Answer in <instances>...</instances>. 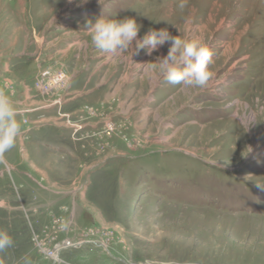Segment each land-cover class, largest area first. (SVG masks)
<instances>
[{"label":"rangeland","instance_id":"obj_1","mask_svg":"<svg viewBox=\"0 0 264 264\" xmlns=\"http://www.w3.org/2000/svg\"><path fill=\"white\" fill-rule=\"evenodd\" d=\"M102 17L136 19L138 39L167 29L205 42L214 82L185 90L153 73L147 64L170 44L152 56L135 55V42L117 56L98 51L86 26ZM35 47L69 57L29 82L47 106L63 101V126L31 131L29 159L18 142L5 157L17 171L0 162V230L15 241L3 264H264V0H0V50ZM94 63L110 82L87 84L71 102V68ZM44 72L66 81L48 85ZM6 77L16 95L5 93L20 101L19 82ZM62 137L78 145L71 160L52 148ZM57 250L58 262L48 254Z\"/></svg>","mask_w":264,"mask_h":264},{"label":"clouds","instance_id":"obj_2","mask_svg":"<svg viewBox=\"0 0 264 264\" xmlns=\"http://www.w3.org/2000/svg\"><path fill=\"white\" fill-rule=\"evenodd\" d=\"M141 27L142 25L134 18L115 21L104 17L89 22L86 26L94 47L111 56L131 51L134 42L135 55L147 50L149 56L166 44H170L166 57H158L156 63L147 64L151 71L155 73L159 69V73L167 83L182 86L185 90L209 89L216 74L212 70L214 53L205 42L195 38L187 40L182 39L181 36L174 37L167 29L149 30L142 39H138ZM19 115L13 101L3 90H0V162H4L7 153L14 150L22 138ZM256 186L264 191V183H256ZM14 247L13 237L6 230H0V254ZM0 264H3L2 260ZM24 264L30 262L25 260Z\"/></svg>","mask_w":264,"mask_h":264},{"label":"crops","instance_id":"obj_3","mask_svg":"<svg viewBox=\"0 0 264 264\" xmlns=\"http://www.w3.org/2000/svg\"><path fill=\"white\" fill-rule=\"evenodd\" d=\"M1 49V48H0ZM51 49V48H49ZM67 57V52L63 51V50H47L46 47H35L34 50H0V66L4 63V73L5 75L9 76L12 79H15L16 81L19 82V85L22 89V99L20 101L14 102V105L17 108V111L19 110L20 112L25 111L27 109H31V110H36L35 112L32 113H24L21 115L22 117H24V119L27 118L28 121V126H30V128L28 129L27 125H24L23 120L21 121L22 124L24 126H26L25 130L22 131L23 135L22 138L18 141L20 143V147L21 150L25 153V157L29 159V154L28 151L25 148V141L28 139L27 135L35 130H40L41 126H50L51 128H56L57 126H63V124L57 125L58 123L56 122L57 120L61 119L62 120V116L61 115V111L63 108H65V106H63V101H62V105L61 107L59 106V108H55V110H53V106H47L48 100H43V97L37 94L36 92L32 91V89L30 88L31 85H29V82L31 80H34V78L38 75L40 68L41 69H45V68H49V69H55L60 66L65 67V62L68 61L69 57ZM37 58V59H36ZM14 59L15 64L14 69L13 66H11L9 64L10 60ZM20 59H23V61H20ZM24 59H26L27 61L24 62ZM73 59V56L71 57V60ZM29 60V61H28ZM35 63V68L36 70H34V76H32V74H30L31 71V66H30V62ZM40 61V62H38ZM76 65V64H75ZM107 67L108 65L105 64ZM74 67V66H73ZM78 67V66H77ZM77 67L75 68H71L73 69V71H70V76L72 77V82L69 86V90L74 89L73 93H69L71 94L72 97V101L74 102V100L77 97L82 96L79 92L77 93V90L81 89L82 87H86L87 84H93L94 86L97 87H104L107 82L109 83L111 79H109V71L107 70V72L104 73V75L99 79V77L97 78V76H99L98 74H94L93 71L95 66L94 64H87V65H83L82 67L79 68V70L77 69ZM92 74H90V70L92 69ZM67 70V68H66ZM81 72H87L86 74V79H85V83L84 85L81 84L80 82H77L78 77L80 76ZM4 76L3 73L0 72V90H3L4 92H8L10 94V97H15L16 92H15V88L13 90V92L11 90H8L5 86V82H7V77ZM101 79L103 80L101 82V85L96 84L97 82L101 81ZM103 83V84H102ZM96 84V85H95ZM14 87V86H13ZM8 90H6V89ZM71 91V92H72ZM101 91V90H99ZM76 94H78L76 96ZM99 95H102V92L99 93ZM9 97V98H10ZM11 99V98H10ZM65 103H67L65 101ZM45 106V107H44ZM63 106V107H62ZM66 106H68V103L66 104ZM67 108V107H66ZM53 111V112H51ZM82 112L76 111V117H78V115H81ZM29 117V119H28ZM64 117V116H63ZM21 118V117H20ZM33 125V126H31ZM42 138H45V135L41 136ZM71 138V139H70ZM61 145L59 146L58 144H52V148L54 151L56 152H60L63 154L62 158L64 157V152H71L72 153H66L65 157L69 158L70 160L72 159L71 157H75L76 153L78 152V145H76V143L73 142L72 137H62L61 139ZM79 153V152H78ZM54 158H57V156L55 155ZM6 161V160H4ZM7 162V161H6ZM8 166L14 170L17 171V165L14 163H9L7 162ZM29 164L32 166V168L34 169V171H36V173L44 175L43 178L46 177V172L41 168V166L38 165V163H36L35 161L30 160ZM52 165V164H51ZM57 169L59 170V172L61 173V175L63 176V168H61V165L57 166ZM27 173V172H26ZM22 175V173H20ZM27 175V174H26ZM28 176L32 177L31 174ZM34 178V177H32ZM35 179V178H34ZM59 183V182H56Z\"/></svg>","mask_w":264,"mask_h":264},{"label":"built area","instance_id":"obj_4","mask_svg":"<svg viewBox=\"0 0 264 264\" xmlns=\"http://www.w3.org/2000/svg\"><path fill=\"white\" fill-rule=\"evenodd\" d=\"M43 77H44V79L46 78V80L48 79V82H49L48 85H53L54 87L55 86H58L60 84H64L65 81H66L65 75H63L62 73H57V72L56 73H52V72H47L46 73V72H44L43 73ZM37 86L40 87V90H41L42 84L41 83H38ZM49 87L47 89H49ZM24 112L27 113V111H24ZM68 121H69L68 122V125L69 126H72V128L74 130V133L81 131V129L83 128L82 126L73 125L70 122V118H69ZM39 249H43L42 248V244L40 245ZM44 254H46V253L44 252ZM48 254L50 256H52L54 254V252L50 251V252H48Z\"/></svg>","mask_w":264,"mask_h":264},{"label":"bare ground","instance_id":"obj_5","mask_svg":"<svg viewBox=\"0 0 264 264\" xmlns=\"http://www.w3.org/2000/svg\"><path fill=\"white\" fill-rule=\"evenodd\" d=\"M67 243H66V247L65 248H67ZM58 249H60L59 247H58ZM59 250H57L56 252H54V254L52 255V259H54L56 262H58L59 261Z\"/></svg>","mask_w":264,"mask_h":264}]
</instances>
